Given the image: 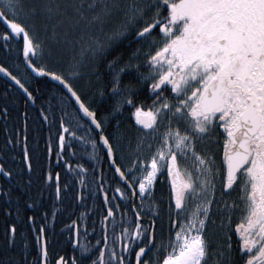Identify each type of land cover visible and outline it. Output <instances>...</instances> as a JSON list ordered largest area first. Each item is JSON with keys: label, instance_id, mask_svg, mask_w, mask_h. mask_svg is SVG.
<instances>
[{"label": "snow or ice", "instance_id": "6c2138e0", "mask_svg": "<svg viewBox=\"0 0 264 264\" xmlns=\"http://www.w3.org/2000/svg\"><path fill=\"white\" fill-rule=\"evenodd\" d=\"M0 23V47L22 45L16 71L0 64V75L33 105L36 78L59 92L57 110L40 109L41 126L51 133L55 124L56 134L36 179L54 203L39 226L28 217L37 249L29 264H264V0H0ZM130 35L141 47L115 71L119 58L111 61V81L99 87L100 61ZM128 71L135 82L122 85ZM93 89L116 99L107 115L93 107ZM125 108L134 135L121 127ZM27 115L14 134L5 129L0 176L15 180L5 157L18 150L31 185L41 153ZM159 182L166 202L156 199ZM73 188L83 210L61 232L79 255H50L45 225L68 211ZM0 196L11 203V188ZM16 235L13 224L9 247Z\"/></svg>", "mask_w": 264, "mask_h": 264}, {"label": "trees", "instance_id": "16d2710c", "mask_svg": "<svg viewBox=\"0 0 264 264\" xmlns=\"http://www.w3.org/2000/svg\"><path fill=\"white\" fill-rule=\"evenodd\" d=\"M5 31V26L0 23V33ZM22 45L18 43L13 44V50L9 53L3 50L0 47V64H4L10 70L16 71L15 63H20L19 60V49ZM135 48L130 47V37L125 39L122 42L118 43L109 50L106 58L100 61V66L98 69V74L101 77L100 81L111 80L107 76L111 75V72L108 68V64L116 58H119V63L114 66L112 71H115L116 68L123 66L129 59L130 54ZM54 83L49 84L44 78H36L33 82L29 83V87L34 91V94L39 98L35 105H30L22 98L16 91L9 88L8 84L0 78V110L5 107L8 110V118L4 119L1 116L0 119V147L3 146L5 141L6 132L5 129H8L13 134L15 130L18 129L24 119V113L26 112L29 126V135L34 137V134L38 131V137L35 139L39 144V151L41 153V159L38 164H35L34 167L36 171L33 173V183L28 185V173L22 172V177L19 178L17 183L11 187V201L14 200L15 207L14 212H11V215H8V219H0V258L5 259V264H29V262L36 255V246L34 241L35 233L31 230L29 226L28 217L35 216V223L39 226L43 223L41 217L44 214V210L51 211L52 205L54 203L53 193L51 189H45L43 195H40L41 185L36 179V176L39 175L40 167L44 164V141L51 135L53 137V146L55 147V134H56V125L53 124L52 131L49 133L48 126H41V117L40 109H49L50 107L53 110L59 108V92L53 86ZM9 90H7V88ZM56 115H59V112L56 111ZM32 141H30V147ZM15 155L16 159H12V156ZM82 163H85L86 166L91 165V161L87 159V154H84L82 157H78ZM20 154L17 150L16 153H9L5 157V162L7 167L16 168L20 171L22 165L20 164ZM103 163V162H101ZM100 165H97L99 167ZM104 172L107 177L111 176V172L108 171L107 166L104 165ZM63 172V169H61ZM71 176V174H69ZM91 177V173H89ZM15 178V179H16ZM15 180L11 181L14 182ZM0 177V188L3 190L9 187L11 184L5 183ZM63 183V176H62ZM75 184V181H74ZM75 195L76 190H73L69 194V198L64 201V204L67 205L68 211L61 212L58 214L55 224L51 226L45 225L48 232L49 239V251L50 255H55L56 253L63 254L66 256H72L73 254L79 255L77 249L71 247V243L68 241L67 236L61 232V228L64 226V223L69 220V213H71L72 218H75L83 208L75 204ZM31 200L35 201L39 199V204L33 208H28L26 202ZM96 205H99V197L95 200ZM11 203L7 202L6 199L0 198V210L9 208ZM87 205L89 208L93 207V199L89 198ZM20 209L19 219L17 218L16 209ZM97 220L96 235H99V216L94 217ZM91 221H89V224ZM17 227V235L15 245L12 247L8 246L6 232L12 226ZM88 240L91 243H95L93 236H89ZM25 243L27 248H25ZM27 256V259L25 258Z\"/></svg>", "mask_w": 264, "mask_h": 264}, {"label": "flooded vegetation", "instance_id": "af4514ba", "mask_svg": "<svg viewBox=\"0 0 264 264\" xmlns=\"http://www.w3.org/2000/svg\"><path fill=\"white\" fill-rule=\"evenodd\" d=\"M130 37V47L131 48H139L141 47V45H137L134 43V37L133 36H129ZM135 49L133 51H135ZM131 55V54H130ZM130 57V56H129ZM143 70V69H142ZM135 72L134 71H128L122 74V85L123 84H127L129 83V81H132L133 83L135 82ZM108 79L111 78L110 76H107ZM110 83V80L108 81H99L98 86L99 87H105L107 88V85ZM90 98H91V102L94 108L97 109V111L101 114L107 115L110 107L116 103V99L112 98L108 91H105V95L103 98L99 97L98 95H95V89L92 90V92L90 93ZM139 99L141 101H143L145 107H147L148 104L151 103L150 99L147 98V90L146 87L144 89L141 90V92L139 93ZM120 122H121V127L125 128L128 130L129 134L134 135V128L132 127L134 125V121L131 119L130 117V110H128L127 108H125L123 115L120 116ZM115 125V121L113 120L110 124H109V131L112 130V128ZM155 195H156V199L162 201V202H166L167 201V197H168V186L166 182H159L156 186V190H155ZM148 217L145 218V223L148 222ZM160 224H157V228L159 229ZM165 229L167 228V224H164ZM157 235H160L159 231L157 232Z\"/></svg>", "mask_w": 264, "mask_h": 264}, {"label": "bare ground", "instance_id": "6f19581e", "mask_svg": "<svg viewBox=\"0 0 264 264\" xmlns=\"http://www.w3.org/2000/svg\"><path fill=\"white\" fill-rule=\"evenodd\" d=\"M125 40V39H124ZM123 41V40H122ZM121 41V42H122ZM120 43V42H119ZM114 47V46H113ZM0 78L3 80V81H5L7 84H8V86H9V88H11V89H13L14 91H16L22 98H24L25 99V101L27 102V103H29L30 105H32V102L31 101H27V99H26V97H23V95H21L16 89H15V87L14 86H12L10 83H8L3 77H1L0 76ZM111 79V78H110ZM108 81V80H107ZM111 81V80H110ZM48 83L49 84H51V83H54V82H51V81H48ZM7 88V87H6ZM9 88H7V90H9ZM0 119H1V116H0ZM38 136L37 135H35L34 134V138L36 139ZM13 170H14V175H15V177H19V178H21L22 177V172L21 171H19V170H17L16 168H12ZM4 181H6L5 183H7V184H11L9 187H7V188H5L4 190H7L8 188H11V187H13V185H15L16 183H17V181L19 180V178H16L15 179V181L14 182H10V181H8L7 179H5L4 177H2V176H0ZM12 193V192H11ZM11 195H13V194H11ZM0 198H3V199H5L4 197H2V196H0ZM15 207V203H14V200H12L11 201V204H10V206H9V208H6V209H4V210H0V219H3V218H6V219H8L7 217H8V212L10 211V212H14V207ZM0 264H5V259L4 258H0Z\"/></svg>", "mask_w": 264, "mask_h": 264}, {"label": "rangeland", "instance_id": "374dc122", "mask_svg": "<svg viewBox=\"0 0 264 264\" xmlns=\"http://www.w3.org/2000/svg\"><path fill=\"white\" fill-rule=\"evenodd\" d=\"M120 42H121V41H120ZM118 43H119V42H118ZM118 43H117V44H118ZM117 44H115V45H117ZM115 45H114V46H115ZM63 58H64L65 61H67L68 59H70V58H71V52H66V53H64V54H63ZM145 206L147 207V205H145Z\"/></svg>", "mask_w": 264, "mask_h": 264}, {"label": "water", "instance_id": "95a60500", "mask_svg": "<svg viewBox=\"0 0 264 264\" xmlns=\"http://www.w3.org/2000/svg\"><path fill=\"white\" fill-rule=\"evenodd\" d=\"M1 77H3L2 75H0ZM8 83H10L11 84V81H8L7 80V78H5V77H3ZM12 85V84H11ZM12 86H14L15 87V89L21 94V95H23V97H25L24 96V94L15 86V85H12ZM6 179V178H5Z\"/></svg>", "mask_w": 264, "mask_h": 264}]
</instances>
